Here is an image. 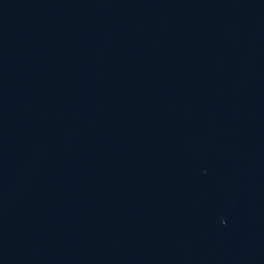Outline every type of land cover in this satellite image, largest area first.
Wrapping results in <instances>:
<instances>
[{"label": "water", "instance_id": "95a60500", "mask_svg": "<svg viewBox=\"0 0 264 264\" xmlns=\"http://www.w3.org/2000/svg\"><path fill=\"white\" fill-rule=\"evenodd\" d=\"M0 264H264V0H0Z\"/></svg>", "mask_w": 264, "mask_h": 264}]
</instances>
